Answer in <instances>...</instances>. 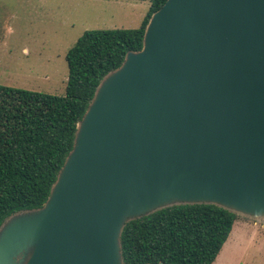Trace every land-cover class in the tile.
<instances>
[{
    "label": "water",
    "instance_id": "1",
    "mask_svg": "<svg viewBox=\"0 0 264 264\" xmlns=\"http://www.w3.org/2000/svg\"><path fill=\"white\" fill-rule=\"evenodd\" d=\"M214 204L264 218V0H167L109 72L43 207L0 227V264H125L131 220Z\"/></svg>",
    "mask_w": 264,
    "mask_h": 264
},
{
    "label": "trees",
    "instance_id": "2",
    "mask_svg": "<svg viewBox=\"0 0 264 264\" xmlns=\"http://www.w3.org/2000/svg\"><path fill=\"white\" fill-rule=\"evenodd\" d=\"M147 1V0H140ZM151 6L136 29L88 30L68 51L65 95L0 84V227L44 206L102 79L143 47ZM238 216L214 204L174 205L127 222L125 264H214Z\"/></svg>",
    "mask_w": 264,
    "mask_h": 264
},
{
    "label": "rangeland",
    "instance_id": "3",
    "mask_svg": "<svg viewBox=\"0 0 264 264\" xmlns=\"http://www.w3.org/2000/svg\"><path fill=\"white\" fill-rule=\"evenodd\" d=\"M151 2L0 0V84L65 95L68 51L88 30L136 29ZM214 264H264V218L238 215Z\"/></svg>",
    "mask_w": 264,
    "mask_h": 264
},
{
    "label": "crops",
    "instance_id": "4",
    "mask_svg": "<svg viewBox=\"0 0 264 264\" xmlns=\"http://www.w3.org/2000/svg\"><path fill=\"white\" fill-rule=\"evenodd\" d=\"M142 22V21H141Z\"/></svg>",
    "mask_w": 264,
    "mask_h": 264
}]
</instances>
